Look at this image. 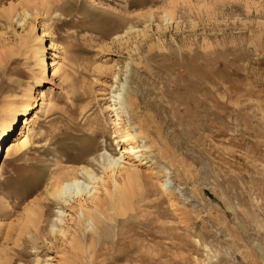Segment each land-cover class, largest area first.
I'll return each mask as SVG.
<instances>
[{
	"label": "rangeland",
	"instance_id": "rangeland-1",
	"mask_svg": "<svg viewBox=\"0 0 264 264\" xmlns=\"http://www.w3.org/2000/svg\"><path fill=\"white\" fill-rule=\"evenodd\" d=\"M123 83L153 148L132 211L101 189L90 226L45 188L78 155L99 176L121 157L107 108ZM26 90L36 108L0 155V264H264V0H0V119ZM24 117L29 143L7 157Z\"/></svg>",
	"mask_w": 264,
	"mask_h": 264
},
{
	"label": "bare ground",
	"instance_id": "bare-ground-1",
	"mask_svg": "<svg viewBox=\"0 0 264 264\" xmlns=\"http://www.w3.org/2000/svg\"><path fill=\"white\" fill-rule=\"evenodd\" d=\"M22 13L24 18H26L24 14L26 16L29 15L26 9L23 10ZM16 16H20V14L17 13L15 9H11L7 12V18L9 20H13ZM150 18L152 19V17ZM164 19L166 21H173V12L165 11ZM14 20L19 21L18 19ZM35 28V25L32 26L30 28V32L33 33ZM40 40H42V37H40L39 35L32 36V43L37 44H34L33 47H31L33 48V54L36 60V64L43 70L44 73L47 70L45 56L42 55L45 47L43 43H38ZM118 79L119 74L115 75L114 82L116 84ZM41 83H43L42 80H38V84L40 85ZM125 88L126 83H123L122 91L114 93L112 89L111 97L109 98L110 105L107 108L113 114V124L115 129L114 134L117 141L116 144L120 147V150L123 149L121 157H110L108 160V164L104 163L106 165L103 164L102 166L104 173L107 174L105 176H99L95 173V171L92 170L91 165L80 166L78 155L73 159V161H71L75 164L73 166L74 168L62 171L57 177H54L53 180L48 185H46L45 188V193H47L48 197L51 200L56 201L57 203L59 202V204L62 203L66 207H71V209L73 208V210L77 209L75 210L78 216L77 222H86L90 226L96 227V225L100 222L97 213L100 214L101 212L99 211V207L96 201L99 200L97 194L101 189L104 190L103 193L105 196V201L107 204L112 206L111 209L113 210L115 216L125 217L127 216L128 212L132 211L135 199L134 184L137 183L141 178L139 176V172H137L138 169H136L135 163L141 164L144 161V159L142 160V152L150 153L153 148L152 144H145L142 147L139 146L140 139L147 138V134L145 133L144 126H142L144 125V123L140 124L142 120L140 121L139 119H137L138 117L136 118L135 116L137 114V102H135L134 99H131L132 97H125L123 93ZM29 91L30 93L27 94V92ZM29 91L26 90L25 97H27V100L21 102L20 107L14 106V104L9 106L8 114L0 119V155L2 154L3 144L6 143L5 141L7 139H11V136L15 132L17 125L21 123V121H19L18 119L19 117L17 116L19 114L28 116L30 112L34 111V109L36 108L35 102H32V99L34 98L33 94H31L32 90ZM38 93L41 94L40 91H38ZM19 110L21 111L19 112ZM126 110H130L131 113L134 114L137 121L139 120L138 123H136V119L130 120V123L134 125V129H129V126L127 127L125 125L124 113ZM69 117L70 116H68L67 118L69 119ZM23 120L24 125L22 126V129L18 134L19 138H15V140H13V142H10L6 147L7 157L10 156L13 151H21L22 149L24 150V148L27 147L29 143L28 138H24V130L29 124V118L24 117ZM70 128L71 127L65 129V134L68 138H71ZM95 135H98V131H95ZM22 138H24V140L21 141ZM20 141L21 143H18ZM125 156H127V159L131 163H126L128 166H121L119 160L123 159ZM146 163L142 164L146 165ZM148 167L151 166L148 165ZM118 176L122 177L123 179L118 180ZM82 178L88 179L90 183H86V181L81 180ZM169 183L170 181L161 183L160 188L162 189L163 194H165L170 199V202L174 204L175 202L173 200L176 198V196L175 194H173V192H171V190H169ZM72 203H76L77 208L75 206L73 207ZM89 203H92L94 205V208H91L88 205ZM59 214L60 216L56 222L61 225L62 223L66 222L64 217L67 215V212L60 209ZM38 216L36 215V217ZM52 228L53 234L59 233L65 236L66 233L63 229L60 228L56 232V226H53Z\"/></svg>",
	"mask_w": 264,
	"mask_h": 264
}]
</instances>
